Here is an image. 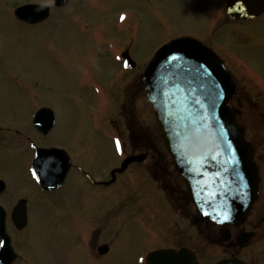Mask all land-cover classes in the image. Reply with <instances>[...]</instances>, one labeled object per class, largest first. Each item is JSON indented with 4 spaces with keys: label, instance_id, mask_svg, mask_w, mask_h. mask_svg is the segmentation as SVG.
Segmentation results:
<instances>
[{
    "label": "rangeland",
    "instance_id": "obj_1",
    "mask_svg": "<svg viewBox=\"0 0 264 264\" xmlns=\"http://www.w3.org/2000/svg\"><path fill=\"white\" fill-rule=\"evenodd\" d=\"M24 2L46 3V0H0V86L8 88L0 89V126H4V132L0 134V177L7 184L0 202L8 203L22 193L34 198L28 211L27 226L19 234L21 239H14V245L24 252L30 264H78L87 259L86 256L78 258L81 249L76 243L88 225L82 216L85 218L96 208L98 214L104 215V226H100L102 232L111 224L107 233L115 235L113 244L118 243L113 255L104 259L105 264H118L122 253L128 251L131 256L148 243L152 245L151 233L146 234L142 226H147L148 230L153 226L156 231V226L176 224L179 216L172 210L170 200L181 209L188 207L183 200L177 199L184 186L171 162L167 160L163 175L153 169L152 158H149L147 164L142 165L148 175L140 171L142 166H137L138 173L121 175L118 179L127 183L119 180L115 188L95 187L72 168L58 192L43 196L26 171L29 161L23 151L27 142L24 139V143L19 142L16 138L25 135L37 145H60L71 154L75 164L100 176L105 165L113 164L108 150L110 143L106 141V135H112L111 129L97 120L102 113V98L106 89L107 93L110 91L107 86L111 85L118 109L116 116H111L112 123L122 128L126 144L142 143L135 137L130 139L131 134L135 136L140 132L135 129L125 131V122L119 112L122 102L127 101L130 94L132 126L140 124L146 128L148 146L163 147L143 85L134 83L124 89L119 84V76L109 83L110 71L121 75V67L116 64H113L115 69L96 66L103 70L96 72L98 76L104 75L102 83L83 85L92 75L87 70L90 68L85 66L103 64L106 60L102 56L108 58L110 54L113 58L126 44H131L129 54L135 61L145 62L155 49L173 37L193 35L206 39L211 36L214 42L224 40L228 55L240 58L247 75L253 79L247 83L253 85L258 80L264 84V13L235 34L229 29L216 28L220 22L218 0H71L43 24L25 27L17 23L11 13L15 6ZM104 48L112 52L108 53ZM238 82L239 86H244L241 87L244 91L240 88L238 93L246 96L247 92L256 101V104L242 106L244 112L240 119L246 128V137L253 143L260 138L264 140V85L253 89L242 80ZM98 86L100 92H94ZM38 103L49 106L56 117V124L47 137L36 135L28 123L30 109ZM14 127H18L19 134L11 133L16 131ZM76 145L83 149L74 152ZM83 154L94 158L93 162L90 163ZM125 185L127 188L122 189ZM163 194L168 202L164 201ZM78 213L82 214V219L76 217ZM53 214L59 215L58 220L54 221V216L52 220ZM179 223L188 224L183 218H179ZM7 231L15 235L9 225ZM195 246L202 264H211L224 251L222 245L200 234H197ZM259 247L262 257L263 244ZM86 264L91 263L86 260Z\"/></svg>",
    "mask_w": 264,
    "mask_h": 264
},
{
    "label": "water",
    "instance_id": "obj_2",
    "mask_svg": "<svg viewBox=\"0 0 264 264\" xmlns=\"http://www.w3.org/2000/svg\"><path fill=\"white\" fill-rule=\"evenodd\" d=\"M263 1L228 0V13L233 18L256 15L264 10ZM54 2L61 5L66 0ZM238 4L242 6L238 8ZM47 10V6L25 4L17 7L14 15L34 23L45 18ZM143 77L164 143L200 215L220 225L242 222L257 197V171L251 161L252 150L227 105L234 87L221 61L192 39L177 38L156 51ZM196 100L200 101L199 105ZM39 113V117L47 116L49 110L41 109ZM202 121H206L207 126ZM192 145L197 147L193 149ZM56 151L39 152L37 168L48 167L47 156ZM67 167L64 161V165H53L56 175L52 172L51 176L50 173L44 176L43 172H37L38 177L46 187H55L65 176ZM225 214L229 216L226 221L223 220ZM2 228L1 214L0 230ZM149 260L150 264H198L194 252L186 248L156 250L150 253ZM215 264L243 263L237 258H224Z\"/></svg>",
    "mask_w": 264,
    "mask_h": 264
},
{
    "label": "flooded vegetation",
    "instance_id": "obj_3",
    "mask_svg": "<svg viewBox=\"0 0 264 264\" xmlns=\"http://www.w3.org/2000/svg\"><path fill=\"white\" fill-rule=\"evenodd\" d=\"M217 5H220L219 7V15L218 17L220 18V22H218L216 25V28L219 29H229L230 33L232 31V33H240L239 30L243 29V26H245L248 22H251L253 19L259 17L255 16L249 19H232L228 17L227 11H226V5H227V0H218ZM242 6V4H238L237 7L240 8ZM243 11V10H241ZM240 11V12H241ZM263 14V13H262ZM231 27V29H230ZM233 28H235V30H233ZM212 33H214V30H212ZM212 35V34H211ZM232 35V34H231ZM183 36H190L198 41H200L203 45H205L207 48H209L210 50H212L213 52H215L220 58H222L223 62L226 64V66L228 68L231 67L233 72H237L240 71L239 67L237 65V63L234 60V55H228L226 53V49H225V44H224V40H219L216 39L215 42L213 41L212 38L208 37L206 39H202L193 35H183ZM130 44H126V46H123L122 48H120L118 50V54L120 55V58H118V60L116 59L117 54L115 53V56L113 58L110 57V54H108V58L107 56H102L101 58H104L106 61L103 64H93V65H86L85 67H89L90 69H87L88 71H90L92 73V75L90 76V73L88 74V76H90V79L88 81H84L83 85L87 84H98V83H102L101 79L104 78L103 74H99L100 76L97 75L96 72H101L103 71L102 69H110V67H112V69H115L113 64L118 65L119 67L122 68L123 65V60L121 57V53L124 50H128V52L130 53ZM108 53H111L110 50L108 48H104ZM131 58L134 60L133 56L130 55ZM95 57H98V55H96ZM100 58V59H101ZM135 61V60H134ZM144 63L145 62H139L138 60L135 61V63L133 64V66L129 67L128 69H123L121 70V75H117L115 74L113 71H110V73H112V77L110 78V82L109 83H113L116 79V76H119V84L124 88V89H128V86H132L134 83L139 84V86L142 87L141 84V78H142V71L144 68ZM130 65H132L130 63ZM96 66H102V69H96ZM85 70V71H87ZM236 80V93L234 95V97L232 98V105L234 106H242L244 104H253V101L246 92V96H242L238 93V89H240L241 87L244 88L243 85L239 86L238 81H240L241 79H238L236 77H234ZM104 87H106L107 85H103L100 84ZM94 86V85H93ZM111 86V85H110ZM110 86H107L108 88H110V91L107 93L108 89H106L107 91H105L103 98L100 97L99 101L102 98L101 104L103 105V109H104V115L107 116V118H109V126L114 128V131H117L118 134H122L125 136V134L122 131V128L120 129L119 127H115L116 125L112 123L113 118L110 117L112 115H115L116 112H118V109L115 105L116 103V95L114 93V89L111 88ZM100 86H98L97 88H94V92H100ZM0 89H8L6 88L4 85L0 86ZM242 89V88H241ZM243 90V89H242ZM1 91V90H0ZM244 91V90H243ZM2 93V91H1ZM102 95V94H101ZM127 95V93H126ZM124 98H126V96H124ZM127 101L122 102V105L119 107V112H120V116L123 118L122 120L125 122L124 123V130L126 131V129L128 131H132V129H135L137 131H139V135H135L133 136L132 134L130 135V139L135 137L137 138L140 142H142L140 145H133L131 146V144H126L123 141V145L121 146V150L120 152L123 153V156L120 158L119 162L116 161V150L114 149L113 145H108V150L111 151L110 155L113 158V166L112 167H105L102 170V174L100 176L98 175H94L91 171H89L88 169H85L82 165H80L79 167H70V168H75L77 169L78 173L85 178L86 180H88V182H90L93 186L96 185L95 187H106V188H115L117 186V184L120 182H124L127 183L126 181H124L123 179H118L121 175L124 174H129V173H138L137 171V166H142L145 164H147V161L149 158H152V165H153V169H156L157 172H162L163 175H165V172L167 170L166 167V163L168 162L167 160H169L170 158L167 155V152L164 150V147L162 146H155L153 144H150V146H148L146 144V141H148V133L145 127H143L142 125L139 124V126H132V122H131V118L133 115L132 112V101H131V95H128V98H126ZM113 104L115 105V107H113ZM129 106V108H128ZM132 106V107H131ZM247 106V105H246ZM128 124H130V126H128ZM31 127L33 129V131L36 132L35 126L33 125V123H31ZM7 128H10V126H7ZM4 132V126H0V134H2ZM121 135V136H122ZM120 136V137H121ZM264 136V134H263ZM1 138L0 137V145H1ZM252 143V147L254 150V162L257 165L258 168V175H259V192H258V199L255 203V206L253 208V216L251 215V218L247 219V221L241 225L238 226H228V227H221L216 225L215 223H213L212 221H207L205 222L206 224H200L197 225L196 224V220H197V214L196 211L194 209V207L189 203V201L186 203V196L185 193L181 190L179 192V200H184L185 204H188V207L185 209H181V207L178 205H176V202L173 204V211H176L179 218H183L184 222L186 220V222L188 223L187 225H180L179 223V218L177 219V222L175 225H159L156 226L155 228L157 229L156 231L152 230L150 228V230H148L147 226H142L143 229H146L144 232H146V234L149 235V232L152 235V245L150 246L148 243V246L143 247L141 250L136 251L133 253V255L128 256V251L122 253L121 255V262H119L118 264H146V256L148 254V252L150 250L153 249H158V248H175L178 249L180 247H187L190 248L192 250H194L197 254H199L197 252L196 249V242H197V234L200 235H204L207 238H209L212 241H215L218 244L223 245L225 248H227V252H226V256H238L239 254H242L241 257H243V259L247 262V264H264V253L261 257V250L260 247L261 244H263V249H264V140H262L261 138L253 143ZM39 147H49L46 145H38ZM37 148V145H33V148L30 151H24L25 155L32 153L29 157H28V161H29V166H31V160L33 158L34 152ZM106 148V147H105ZM81 149H83V146L80 147V145H76L74 146V152L80 151ZM107 150V149H106ZM91 153V150L89 151ZM132 154H143L145 155V159L141 162H133L130 163L128 165V167L120 174L115 176V179L113 182H111L110 184H107L105 182H107L111 177L110 176H106L107 173H110V170L113 167H116L120 164L121 160L127 156V155H132ZM71 156V154H70ZM82 156H85L87 158V160L91 163L93 162V159L91 156L87 155V154H83ZM164 158L165 161L161 162L160 159ZM92 159V160H90ZM71 166L72 164L75 165L74 160L72 159L71 156ZM111 165V163H110ZM31 169V167H29V170ZM148 169V168H147ZM70 170V169H69ZM27 173H29V171L26 169ZM140 171H143L146 175H148V171L145 170V167L142 166V169ZM56 170L54 171V175L56 174ZM29 178V177H28ZM0 180H3L4 182V186L3 188L0 189V195H2L6 189H7V184L5 182V180L0 177ZM122 185V183H120ZM64 185V182L61 186ZM128 185H125L122 187V189L127 188ZM60 188V187H59ZM58 188V189H59ZM43 192L41 193L43 196L50 194V193H46L47 191L42 190ZM57 191V189L51 191L52 194L55 193ZM26 194V193H25ZM25 194H20V196H18L17 198L14 199H10L8 201V203H3L2 201L0 202V206L4 209L5 213H6V232L8 234V239L9 242L12 246V251L11 250H7L6 253L4 254L3 258H2V262L6 263V261L8 262L7 264H15L17 262L23 263V264H30L25 257V254L22 250H17L16 248V244L14 245V239L17 238L18 240L21 239V235H19L27 226L28 223V211L31 210L30 205L33 201V197H30L29 195H25ZM35 196V194H34ZM116 200V199H115ZM178 202V201H177ZM60 203V202H58ZM64 204V202H63ZM190 204V205H189ZM19 205V209L22 211L25 210L26 213V221L25 224L22 225L21 227H16L13 223L12 220V214L13 211L15 210V208ZM23 205V206H22ZM23 207V208H22ZM18 210L17 215H21V211ZM62 210V209H59ZM64 210V209H63ZM71 210V209H70ZM72 211V210H71ZM183 211V213H182ZM99 212L97 211L96 208H94L93 212H89L87 213V215L82 216L84 221L88 222V225L86 227V229L84 230V233L79 235L80 236V241L76 242L77 243V247H79L81 249L80 253L78 254V258L86 256V260L87 263H91V264H105L106 258L110 257L113 255V251L115 249V245L118 244H113L114 240L113 238L115 237V235L113 233H111L110 235L107 233L108 229L112 226L111 224L105 226L103 232H102V227H100L101 225L104 226V215L101 216L100 214H98ZM82 214L76 215V217L81 218ZM132 215V214H129ZM53 216L54 221L58 220L59 215L58 214H53L52 215V220H53ZM82 219V218H81ZM141 220V219H140ZM8 225L14 229L15 231V235H12L10 233H8L7 228ZM149 231V232H148ZM245 233H252V236L248 239V240H244L242 239L239 243H236V238L239 235H245ZM227 238V239H225ZM15 239V240H17ZM28 240V239H27ZM2 243V239L0 237V245ZM121 248V247H120ZM128 248V247H127ZM229 250V251H228ZM121 251V250H120ZM119 251V253H120ZM12 257V259H10ZM240 257V256H239ZM250 258L252 259V261H250ZM86 260L85 258L80 261L78 264H86ZM117 264V263H115Z\"/></svg>",
    "mask_w": 264,
    "mask_h": 264
},
{
    "label": "snow or ice",
    "instance_id": "obj_4",
    "mask_svg": "<svg viewBox=\"0 0 264 264\" xmlns=\"http://www.w3.org/2000/svg\"><path fill=\"white\" fill-rule=\"evenodd\" d=\"M121 19H123V16L121 17ZM170 60H174L175 57H169ZM196 104L199 105L200 104V101L199 100H196ZM204 126H207V122L206 121H202L201 122ZM116 143V151L119 152L121 150V145H120V142L119 140H116L115 141ZM193 149H195L197 146L196 145H192ZM33 175H35V173H33ZM229 219V216L227 214H225L223 216V220H228Z\"/></svg>",
    "mask_w": 264,
    "mask_h": 264
},
{
    "label": "clouds",
    "instance_id": "obj_5",
    "mask_svg": "<svg viewBox=\"0 0 264 264\" xmlns=\"http://www.w3.org/2000/svg\"><path fill=\"white\" fill-rule=\"evenodd\" d=\"M52 3H54V0H46L45 5H43V6H47V5L52 4ZM37 10L39 11V10H41V9L38 8Z\"/></svg>",
    "mask_w": 264,
    "mask_h": 264
}]
</instances>
